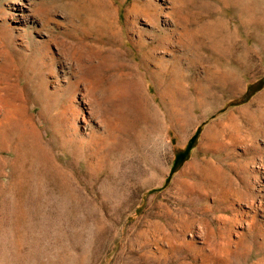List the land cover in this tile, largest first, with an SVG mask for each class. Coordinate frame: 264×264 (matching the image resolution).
Instances as JSON below:
<instances>
[{
  "label": "rangeland",
  "instance_id": "374dc122",
  "mask_svg": "<svg viewBox=\"0 0 264 264\" xmlns=\"http://www.w3.org/2000/svg\"><path fill=\"white\" fill-rule=\"evenodd\" d=\"M74 1L0 0V264H264V0Z\"/></svg>",
  "mask_w": 264,
  "mask_h": 264
},
{
  "label": "bare ground",
  "instance_id": "6f19581e",
  "mask_svg": "<svg viewBox=\"0 0 264 264\" xmlns=\"http://www.w3.org/2000/svg\"><path fill=\"white\" fill-rule=\"evenodd\" d=\"M114 1L122 3L124 0H75L72 3V5L70 7H68V10H67V13H66V18L69 19L68 21H72V20H74V17L77 16V21L78 22H80V23L81 22H86L90 27H93L94 29L97 28L96 30H98V31L103 30L105 32L111 33V31L113 29H116V28L118 29L119 28V27L115 28L116 20L114 18L116 17L117 8H115V6H113ZM166 2H167L168 7H164L163 9H159V7L157 8L156 5L153 4L152 0H141V1L134 0L131 8H129V11H128V14L131 13L129 15V17H132V18L144 17L146 19V21L149 22V24H152L155 27L158 25L157 24V22H158L157 13H160V14L162 13L163 16L166 18V20H170V21L174 22V26L170 30L165 28V25H166L165 21L166 20L164 21V23H163L164 26L162 28L160 26H157L156 31H157L158 34H157V36H156V34L153 35V36H156L154 39H155V42L158 43V45H161V46L164 45L166 43L167 37L171 38L172 36L174 37V39H175L177 44H181L184 39L192 38V36L195 35L194 32L195 33L197 32L203 38H205V36H208V34H210L212 32H215V34H216V28H218V27H216V28L215 27H210L209 25H200V26H198L197 29H195V31L193 29H192L193 31L190 30V29H187L188 27L185 24L186 21H184L185 18L183 19V17L185 16L183 14L185 12H182L183 13L182 14L181 13V9H180V8H182V4L185 1L184 0H161L162 4H164ZM233 2H236V0H233ZM191 4H193V3H191ZM234 4H235V6L237 5L236 3H234ZM243 4L241 6H245ZM118 6H119V4L116 7H118ZM241 6H238V5L236 6V8L239 11V13L242 12L241 11V9H242ZM245 8H246V6H245ZM183 9H184V6H183ZM202 9H204V8H202ZM163 11H165V12H163ZM246 12H248V11H246ZM251 13H253V12H251ZM187 14H189V13H187ZM188 17H189V15H188ZM250 17H251V15H250ZM81 25H83V24H81ZM212 35H214V33ZM198 39L196 38V40H198ZM205 39H207V38H205ZM215 39H216V36H215ZM217 39H219V38H217ZM213 41L215 42V40H213ZM186 42H188V41H186ZM192 42H193V39H192ZM204 43H206V42H204ZM187 44H189V43H187ZM192 44H194V43H192ZM187 50H188V48H187ZM221 79H222V77H221ZM225 80H227V78ZM230 81H231V79L227 81V84H229ZM235 82H237V79L233 78V83L236 84ZM235 88H236V85H235ZM262 96L264 97V93L262 94ZM94 108H95V106H94ZM228 117H231V120L233 121V116L231 114L228 115Z\"/></svg>",
  "mask_w": 264,
  "mask_h": 264
}]
</instances>
